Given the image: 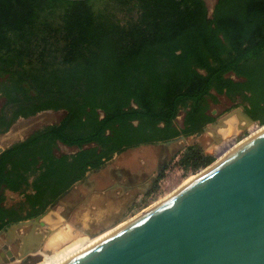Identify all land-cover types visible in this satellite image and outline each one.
Listing matches in <instances>:
<instances>
[{
	"label": "trees",
	"instance_id": "1",
	"mask_svg": "<svg viewBox=\"0 0 264 264\" xmlns=\"http://www.w3.org/2000/svg\"><path fill=\"white\" fill-rule=\"evenodd\" d=\"M221 95L264 123V0H216L210 16L204 0H0V131L63 111L0 152V230L116 153L200 132ZM212 160L192 143L178 164ZM4 189L24 193V214Z\"/></svg>",
	"mask_w": 264,
	"mask_h": 264
},
{
	"label": "water",
	"instance_id": "2",
	"mask_svg": "<svg viewBox=\"0 0 264 264\" xmlns=\"http://www.w3.org/2000/svg\"><path fill=\"white\" fill-rule=\"evenodd\" d=\"M236 111L234 116L246 126L254 122L244 107ZM185 138L181 134L157 143L175 155ZM19 251L16 259L7 250L9 260L0 264H34L41 259L34 255L37 249ZM61 264H264V129Z\"/></svg>",
	"mask_w": 264,
	"mask_h": 264
},
{
	"label": "rangeland",
	"instance_id": "3",
	"mask_svg": "<svg viewBox=\"0 0 264 264\" xmlns=\"http://www.w3.org/2000/svg\"><path fill=\"white\" fill-rule=\"evenodd\" d=\"M204 1L207 7L208 15L210 16L216 0ZM241 107H244V101L241 96H237L232 100L223 95L218 96L217 102L210 104V110L212 114L216 115V119L213 122L207 123L202 128L199 135L195 133L186 136L185 141L181 143V150L175 155H171L169 151H166V154L162 159L156 157V162H154L148 173V177L151 176V181L148 183L147 187H137L138 183H136L134 186H132V184L129 185L128 182H125V178H119L118 180L107 179V183L105 185L102 184L95 190L99 194V196L103 195L106 197V199L102 197L100 201H97V203L89 201L82 207V209L89 211L90 216L88 217V214L85 216L88 217V221L80 220L81 216H79V219H76L77 216H75L73 213L65 211L63 217L61 216V220L57 223V226L59 225V227L58 231H56V234L54 236L52 235L50 238H46L45 236L47 235V233H45L43 237L40 238V245L34 255H39L41 259L34 264H40L45 259V264H59L63 261V259L65 261L66 259L68 260L75 254L88 248L89 245L94 241L101 239L100 237H102L106 233L110 232L118 226L123 225L122 223L130 220L141 212H144L148 207H151L156 202L164 199L172 192L179 189V187L186 184L197 173H199L210 163H212L216 158H218V154H220L224 150L227 144L231 143L232 145H239L244 140L250 138L253 134H257L258 132H260L261 128L264 127V123L254 121V123L246 126L245 121L242 119L241 127L236 130H218V128L221 127L224 122L230 119L229 116H234L237 112L236 110ZM62 114V110L48 109L40 111L35 115L29 117H19L6 131H0V149H4L10 144L24 139L29 133L38 128L58 122ZM181 122L182 113H180L175 119V124L177 126H180ZM215 128H217V132L215 131ZM192 143L200 145L203 152L205 154L211 155L213 157V160L207 165L199 166L197 169L183 168L182 166H180L178 164V158L181 152L187 145ZM137 147L141 148V150L143 151L145 150L150 153L153 152L154 154L157 153L158 147L165 148L163 144H159L157 142L146 143V145L139 144V146ZM76 150V147L67 146L62 143H58L57 146L58 153L71 154ZM132 150V147L127 148L120 153L114 154L112 157H118V155L120 156V154ZM228 152L229 150H226V153ZM108 162L109 161L107 160L101 167L88 170L83 178L86 177L88 173H94L97 170L100 171L104 168V166H106L105 164H107ZM104 173L105 178L108 177L109 173L103 172V174ZM80 180L73 183L62 195H60L52 208H56L59 205L58 209L59 211H61V202L63 200H70L72 198V193L77 189V185L78 183H80ZM119 180V186L115 187ZM3 195V204L5 206L21 209L22 214L26 212L28 206L25 202L23 192H14L4 189ZM76 196L78 197V194ZM109 201H119V203L111 211L103 213L101 214V216H94V213H96L98 209L106 208ZM35 217H37V215L19 221H30L32 219L33 221L30 222L27 228H29L30 225L33 224H37V226H35L37 228L44 227L45 224H41L40 222L41 218L36 221ZM11 224L0 230V261L9 260V257L6 254L7 250L12 251L14 258H18V254L20 252L19 250H21L20 245L23 241L25 233H27V228L25 225L16 227L14 229ZM17 228H22V230H18ZM17 231H19V236H14L11 242L7 243L8 240L10 241V239H5L12 235V233ZM3 238L5 241L2 240ZM76 241H80L79 243H77L78 245L82 246L77 249H73L74 247L78 246L75 245L77 244ZM71 244V247H74L72 249L70 248V250L66 253ZM54 254H66L64 257L67 258L65 259L61 256L62 260H58L57 257L54 256ZM50 256L51 258H49ZM47 258H49V260H47ZM12 264H18V261L13 262Z\"/></svg>",
	"mask_w": 264,
	"mask_h": 264
},
{
	"label": "crops",
	"instance_id": "4",
	"mask_svg": "<svg viewBox=\"0 0 264 264\" xmlns=\"http://www.w3.org/2000/svg\"><path fill=\"white\" fill-rule=\"evenodd\" d=\"M136 147H132V151L122 153L120 154V156L118 155V157H112L108 160L109 162L105 164L106 166H104V168L100 171L97 170L94 173H88L86 177L81 178L82 180H80V183H78L77 189L72 193V198L70 200H63L61 202V211H59L58 205L56 208H51L44 213L43 217L40 219V222L41 224L44 223L46 226L44 225V227L42 228H37L35 227L37 226V224H33L30 225L29 228H27L30 223L25 225L27 228V233H25V236L23 237L20 249L22 250L26 247L30 249H38L40 245V238L43 237L45 233H47V235L45 236L46 238H50L52 235L54 236L59 227V225L57 226V223L61 220V216L63 217L65 211L73 213L75 216H77L76 219H79V216H81L80 220L88 221V217L90 216L89 211L82 209V207L89 201L97 203V201H100L102 197L106 199V197L103 195L99 196V194L95 190L102 184L105 185L107 183V179L118 180L119 178H125V182H128L129 185L132 184V186H134L136 183H138L137 187H147L148 183L151 181V176L148 177V173L154 162H156V157L162 159L166 154V151L170 152V149L166 146L165 148L158 147L157 153L154 154L153 152L150 153L145 150L143 151L141 150V148ZM103 172L109 173L108 177L105 178V174H103ZM120 180L115 187L119 186ZM77 194L78 197L76 196ZM118 203L119 201H109L107 207L98 209L96 213H94V216H101V214L111 211L116 205H118ZM86 215L88 217H85ZM22 228L17 229L22 230ZM18 233L19 231L12 233V235L10 236L7 235L9 237H7L5 240L10 239V241L8 240L7 243H10L14 236H19ZM2 240L5 241L4 238ZM80 241H76V243ZM77 245L78 244H76V246ZM71 246L72 244L70 245V247ZM81 246L82 245H78L77 247L73 246L74 248L71 247V249H77Z\"/></svg>",
	"mask_w": 264,
	"mask_h": 264
},
{
	"label": "bare ground",
	"instance_id": "5",
	"mask_svg": "<svg viewBox=\"0 0 264 264\" xmlns=\"http://www.w3.org/2000/svg\"><path fill=\"white\" fill-rule=\"evenodd\" d=\"M254 123V122H253ZM244 124V123H243ZM250 124H252V123H250ZM250 124H248V125H250ZM241 127V120L240 119H238L237 118V116H232V117H230V119L228 120V121H226V122H224L223 123V125L221 126V127H219L218 128V130L220 129H225V130H236V129H238V128H240ZM262 129H264V127H262L261 128V130ZM217 130V128H215V131L217 132L218 131ZM255 134H253L252 136H254ZM251 136V137H252ZM250 137V138H251ZM249 139V138H248ZM247 140V139H246ZM245 141V140H244ZM243 141V142H244ZM231 146H234V147H231ZM236 146H238V145H232L231 143H229V144H227V146L224 148V150L220 153V154H218V158H221V157H223L224 155H226V154H228V153H230V151H233L235 148H236ZM226 150L228 151L229 150V152L228 153H226ZM195 177V176H194ZM193 177V178H194ZM192 178V179H193ZM189 182V181H188ZM163 200V199H162ZM161 201V200H160ZM160 201H158V202H160ZM158 202H156V203H158ZM155 203V204H156ZM155 204H153V205H155ZM152 205V206H153ZM151 206V207H152ZM150 207H148L147 209H149ZM146 209V210H147ZM145 210V211H146ZM122 224H125V222L124 223H122ZM121 226H123V225H121ZM121 226H118V227H116L115 229H113V230H111L110 232H108V233H106L105 235H103L102 237H100L101 239L102 238H104V237H106V236H108L109 234H111V233H113L114 231H116L118 228H120ZM99 239V238H98ZM100 240V239H99ZM99 240H96V241H94L93 243H91L89 246H91L92 244H94L95 242H97V241H99ZM79 243V242H78ZM77 243V244H78ZM74 245V244H73ZM76 245V244H75ZM71 248V247H70ZM70 248L66 251V253L70 250ZM66 254H64V255H54V256H56L57 257V259L58 260H62L61 258L62 257H64ZM53 256V255H52ZM59 256V257H58ZM62 256V257H61ZM49 258H51V256L49 257ZM49 258H47V260H49ZM65 258V257H64ZM67 258V257H66ZM65 258V259H66ZM67 260V259H66ZM65 260L63 259V261L61 262V263H63ZM45 262H46V259L45 260H43V262L42 263H40V264H45ZM61 263H59V264H61Z\"/></svg>",
	"mask_w": 264,
	"mask_h": 264
},
{
	"label": "flooded vegetation",
	"instance_id": "6",
	"mask_svg": "<svg viewBox=\"0 0 264 264\" xmlns=\"http://www.w3.org/2000/svg\"><path fill=\"white\" fill-rule=\"evenodd\" d=\"M19 117H21V116H19ZM19 117H18V118H19ZM18 118H17V119H18ZM17 119H16V120H17ZM104 174H105V173H104Z\"/></svg>",
	"mask_w": 264,
	"mask_h": 264
}]
</instances>
